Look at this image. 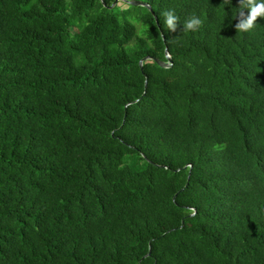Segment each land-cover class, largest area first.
Masks as SVG:
<instances>
[{
    "label": "trees",
    "instance_id": "obj_1",
    "mask_svg": "<svg viewBox=\"0 0 264 264\" xmlns=\"http://www.w3.org/2000/svg\"><path fill=\"white\" fill-rule=\"evenodd\" d=\"M129 1L0 0V264H264V17Z\"/></svg>",
    "mask_w": 264,
    "mask_h": 264
},
{
    "label": "clouds",
    "instance_id": "obj_2",
    "mask_svg": "<svg viewBox=\"0 0 264 264\" xmlns=\"http://www.w3.org/2000/svg\"><path fill=\"white\" fill-rule=\"evenodd\" d=\"M224 7L231 5L232 0H224ZM247 9L248 13L245 15L244 10ZM163 24L167 31H175L179 22L178 16L173 10H166L163 12ZM232 17L239 18L235 27L238 32H249L257 24L258 17H264V0H239V6L232 8ZM201 19L193 14L182 22L183 31H196L201 25Z\"/></svg>",
    "mask_w": 264,
    "mask_h": 264
},
{
    "label": "water",
    "instance_id": "obj_3",
    "mask_svg": "<svg viewBox=\"0 0 264 264\" xmlns=\"http://www.w3.org/2000/svg\"><path fill=\"white\" fill-rule=\"evenodd\" d=\"M118 1V0H117ZM125 2H127L128 4H132V5H143V6H148L147 4L145 3H142V2H139V1H129V0H124ZM148 59H151V58H145V60H148ZM153 60V59H152ZM144 61V60H143ZM143 61H141L140 65L142 66L143 64ZM156 62L161 65L162 67H167V64L166 63H163V62H160L158 60H156ZM150 255V253H149Z\"/></svg>",
    "mask_w": 264,
    "mask_h": 264
},
{
    "label": "rangeland",
    "instance_id": "obj_4",
    "mask_svg": "<svg viewBox=\"0 0 264 264\" xmlns=\"http://www.w3.org/2000/svg\"><path fill=\"white\" fill-rule=\"evenodd\" d=\"M124 3H125L124 0H118V4H119L120 6L124 7V6H125Z\"/></svg>",
    "mask_w": 264,
    "mask_h": 264
}]
</instances>
